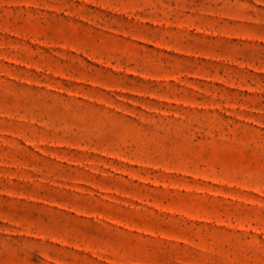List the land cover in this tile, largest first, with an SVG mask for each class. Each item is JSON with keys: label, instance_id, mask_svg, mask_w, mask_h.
<instances>
[{"label": "rangeland", "instance_id": "rangeland-1", "mask_svg": "<svg viewBox=\"0 0 264 264\" xmlns=\"http://www.w3.org/2000/svg\"><path fill=\"white\" fill-rule=\"evenodd\" d=\"M0 264H264V0H0Z\"/></svg>", "mask_w": 264, "mask_h": 264}]
</instances>
